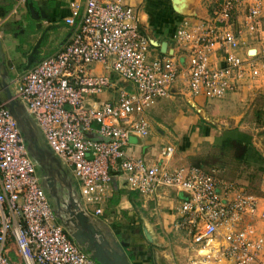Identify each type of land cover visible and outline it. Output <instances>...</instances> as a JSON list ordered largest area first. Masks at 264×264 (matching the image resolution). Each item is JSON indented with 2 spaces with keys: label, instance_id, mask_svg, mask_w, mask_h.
<instances>
[{
  "label": "built area",
  "instance_id": "1",
  "mask_svg": "<svg viewBox=\"0 0 264 264\" xmlns=\"http://www.w3.org/2000/svg\"><path fill=\"white\" fill-rule=\"evenodd\" d=\"M29 1L40 0H19L8 16ZM209 3L205 18L177 31L188 59L187 89L180 92L194 100L241 93L259 76L258 53L242 56L240 40L245 30L263 29L264 0ZM70 9L65 18L73 28L69 38L15 81L14 95L79 180L84 207L105 215L119 178L145 203H158L161 192L169 189L176 192L172 227L177 233L198 247L217 241L211 253L228 264H264V206L259 197L226 180L216 167H164L174 146L165 147L157 162L126 150L130 134L149 135L146 112L177 91L183 64L150 57L151 41L126 0H71ZM96 63L114 69L133 88L118 87L114 101L91 102V95L118 86L107 74L95 72ZM42 179L17 119L0 99V264H13L7 254L10 243L16 244L25 264H100L57 221Z\"/></svg>",
  "mask_w": 264,
  "mask_h": 264
},
{
  "label": "crops",
  "instance_id": "2",
  "mask_svg": "<svg viewBox=\"0 0 264 264\" xmlns=\"http://www.w3.org/2000/svg\"><path fill=\"white\" fill-rule=\"evenodd\" d=\"M70 1L71 0H40L39 2H35V14L36 18H30L29 13L32 15L29 4L28 8V17H21L22 15H18L17 17L8 16L11 11L15 10L19 5V0H0V6H5L6 8L11 7V10L7 13L6 19L4 18V22L0 26V31H3V35L1 33L0 36V83L3 80L9 82V86L15 94L16 85L15 81L24 76L27 72H29L35 65H37L43 59L53 56L69 38L73 28L69 26L65 18L70 14ZM202 0L198 1V5L195 8L198 16H183L175 11H173L172 6L169 9L165 4L164 0H126L129 5H132L136 11L138 12L141 29L142 31L149 37V39H154L159 41L160 43L167 42V49L165 52L162 51L161 46H155L152 44L151 48V57H167L174 58L180 61L183 65L180 68V79L176 86L177 91L169 96L167 99L159 100L152 108L148 111L152 112H161L158 109L159 105H163L166 101L174 100L177 95H180L181 92L186 91L185 83L187 81V64L188 59L185 58L186 52L179 45L177 40V31L180 27L183 26H193L196 25L197 22L201 18H205L208 15V8L202 5ZM141 5V8L138 7ZM26 6L22 7L24 10ZM22 13V12H21ZM144 18V19H142ZM33 21V22H32ZM32 23H36V32L32 31ZM63 23L65 26L63 27ZM64 28L63 36L59 38V36H55L56 32H61ZM52 31V32H51ZM54 33V34H53ZM65 35V36H64ZM158 48V53L152 55L153 51H156ZM183 59L185 61H183ZM94 70L96 73H102L109 75L110 68L103 65L102 63H96L94 65ZM110 76V75H109ZM111 77V76H110ZM115 82V81H113ZM118 85V83H116ZM121 86H131L132 85L121 79ZM248 88V87H246ZM246 88L243 90L245 92ZM118 90V86L116 88L107 89L104 93L91 95V102H106V101H114L116 98V92ZM107 92L109 94H107ZM186 95V94H185ZM188 95V94H187ZM186 95V96H187ZM243 95V96H242ZM3 89H1L0 84V99L5 100ZM109 96V97H108ZM106 97H108L106 99ZM192 98L191 96H187L188 98ZM193 99V98H192ZM245 99L244 93L232 94L227 97L226 105H224V109H215L219 114H223V121L227 123L230 122L231 119L234 118L233 115H230L228 112L229 109H236V107H245L247 105V101L243 102ZM251 103L248 104L250 106ZM205 107V106H203ZM17 117L18 121L21 122L20 128L23 133L24 129L29 133V136L36 141L37 129H41L33 117V115L29 112L27 106L24 103H21L17 109ZM148 112H146V116L149 119L150 126L151 119L148 116ZM263 113H257L258 118L256 119V134L257 136L249 135L247 138L246 134L234 135L230 134L224 137L221 142L217 143L222 145L225 139L234 138L243 141L248 144V150L239 164V169L235 174V178H231L230 182H236L240 184L247 191L259 197L262 201L261 203L264 206V196H260L257 193L251 190L252 186V176L257 177L261 180L262 190L264 192V115ZM242 115H239V121L242 120ZM256 116V117H257ZM19 122V124H20ZM151 128V127H150ZM42 131V130H41ZM41 133V132H40ZM43 133V132H42ZM24 134V133H23ZM44 136V134H43ZM90 138L95 139L96 135L90 134L88 135ZM135 136L139 139V142L136 144H132L130 141V137ZM150 135L146 137H140L137 134H130L128 144L126 146V150L129 154L135 157H143L151 162H157L161 158L162 151L165 147L160 148V139L157 136L152 139L148 138ZM45 140V136H44ZM46 141V140H45ZM187 141L185 139L181 140L180 145L182 146ZM211 142H214L211 139ZM186 153L181 152V155L178 156L175 160L180 163H184V158ZM224 155V154H223ZM171 157L170 159H172ZM170 159H165V161H169ZM170 163L171 160H170ZM204 165V163H202ZM179 165V164H178ZM181 165V164H180ZM183 165V164H182ZM176 166V165H173ZM165 167V166H164ZM209 167V166H208ZM220 167V166H216ZM223 167V166H222ZM221 167V168H222ZM68 167H63L62 169H67ZM174 168V167H168ZM70 169V168H69ZM224 171H229L228 167H223ZM231 171V170H230ZM61 172V170L59 171ZM70 172V171H69ZM234 172V173H235ZM41 175V174H40ZM42 176V175H41ZM57 179H61L60 175H56ZM254 178V179H255ZM235 180V181H234ZM119 187H127L124 180L119 178ZM128 188V187H127ZM116 189V190H117ZM116 192V191H115ZM161 199L158 203L149 202L145 203L141 195L136 199L126 198L123 196L120 201L112 204V200L116 193L109 200V204L105 210V215L98 216L95 215V219L98 220V227L101 229L102 233L106 235L110 240H114L118 243L116 246L117 250H120L121 253H125L128 257L129 261L132 264H155L154 263V253L153 248L154 245L148 243L144 236L142 235L141 227L139 226V221L141 218V214L138 212L139 205H136L137 202H141V206L146 207H154L157 209L158 206L161 205H171V210L173 212V204L176 200V192L166 189L161 192ZM172 200H170V198ZM84 207V206H83ZM136 207V208H135ZM85 208V207H84ZM133 208V209H132ZM111 209V210H110ZM152 211H155V210ZM88 210V209H87ZM110 210V211H109ZM158 212H150L151 217L155 216ZM160 214V213H159ZM157 218L155 222L152 223L154 231L157 235V240L159 243L158 249L161 250L160 246L165 241L163 238V234L161 235L163 229L160 226L161 218L156 215ZM173 220H174V212H173ZM172 220V221H173ZM152 222V221H151ZM75 240V239H74ZM76 242V241H75ZM77 243V242H76ZM78 244V243H77ZM79 245V244H78ZM163 249V248H162ZM159 250V261L162 264L161 253ZM164 250V249H163ZM85 251V250H84ZM162 251V250H161ZM86 252V251H85Z\"/></svg>",
  "mask_w": 264,
  "mask_h": 264
},
{
  "label": "rangeland",
  "instance_id": "3",
  "mask_svg": "<svg viewBox=\"0 0 264 264\" xmlns=\"http://www.w3.org/2000/svg\"><path fill=\"white\" fill-rule=\"evenodd\" d=\"M199 0H195L192 6L194 8L197 7ZM165 4L168 8H171V1L164 0ZM202 5L209 7L210 3L209 0H202ZM22 7L26 6L24 10ZM18 13L14 16L17 17L18 15H22L21 17H28V8L27 5H20ZM138 9H142L141 5ZM143 10V9H142ZM22 12V13H21ZM144 19V18H142ZM36 24H33V27ZM63 27L65 24L63 23ZM32 31L36 32L34 29ZM52 32V31H51ZM64 33V28L61 32H56L55 36L62 37ZM54 34V33H53ZM65 36V35H64ZM241 49L240 52L242 56L246 54L254 55L257 54L255 58L257 69L259 70V76L254 80L252 85H248L244 93L245 99L243 102L247 101V105L245 107H236V109H229L230 115H233L234 118L230 120V122L223 121L222 116L223 114H219L215 109H224V105H226V96L224 98H208L203 99L201 97H195V101L197 102L198 106L203 108L207 115L212 120H217L215 123L203 121V117L201 114L191 106L187 100V96L185 94L177 95L176 98L172 101H166L163 105H159L158 109L161 111L159 112H152L149 113L151 110L148 109V116L151 119V123L153 124L150 128L149 135L154 139L157 136L161 138L160 140V148L167 147V146H174L175 153L172 156L173 158L170 159L172 163L169 161L164 162L165 167H176L180 166V164H202L205 163V166H209L210 168L216 167L223 171L222 176L226 180H230L231 178H235V174L239 169V164L241 162L234 158L233 151L228 152L226 154H222L220 150L221 140L226 137L227 135L234 134V135H242L247 138L249 135L257 136L256 134V119L258 118L257 113H263L264 115V27L260 30H253V31H246L241 36ZM255 50L256 52H249L250 49ZM158 53V48L156 51H153L152 55ZM151 57V54H150ZM183 61H185L183 59ZM95 65V64H94ZM94 65L92 67H94ZM109 77L112 81L118 83V87H121L120 81L121 77L114 69H110L108 73ZM107 91V90H106ZM107 94H109L107 92ZM238 94V93H235ZM117 95V92H116ZM232 95V94H231ZM243 96V95H242ZM109 97V96H108ZM106 97V99L108 98ZM169 97L162 98L167 99ZM252 104L248 106L249 103ZM246 103V102H245ZM205 106V107H203ZM242 115V120L239 121V115ZM257 116V117H256ZM41 132V133H40ZM185 139L187 141L182 146L180 145L181 140ZM211 139L214 142H211ZM46 140V139H45ZM44 140L43 133L41 129H37V136L36 142L39 144L41 149H43L46 153L45 159H40L38 157L33 156L31 157L38 162V171L43 176L42 179V186L49 198L53 211L57 217V221L63 225L66 231L70 234L71 232L65 226V220L67 218L66 214L59 209L58 206V199L62 205L73 197L78 203L83 205V200L80 195V188H79V180L73 175L71 169H61V172H58L61 179H55L53 185H51V180H49L48 173H51L54 169L59 167V159L53 155L52 149L49 147L47 142ZM130 141L132 144H136L139 142V139L135 136L130 137ZM28 151H31L33 148L32 145L27 144ZM34 150V149H33ZM181 152L186 153V157L184 158V163L177 162L175 160L178 156L181 155ZM34 153L37 151L34 150ZM179 164V165H178ZM176 165V166H173ZM228 167L229 171H224L223 167ZM222 167V168H221ZM66 168V167H65ZM231 170V171H230ZM237 170V171H236ZM70 171V172H69ZM236 171V172H235ZM235 172V173H234ZM52 175H57L56 173ZM252 186L251 190L257 193L260 196H264V192L262 190V183L257 177L252 176ZM255 178V179H254ZM235 181V180H234ZM127 198V196H126ZM172 200L171 197H169ZM141 203L139 205L138 212L146 217L151 224L156 221L155 218H161L160 226H162L163 238L165 241L161 244L160 253H161V260L162 264H228L229 262L225 258H220L214 256L210 251L208 254H202L201 251L204 250L207 246L201 245L200 247L193 245L192 242L186 238H184L181 234L177 233L173 229V212L171 210V205H161L158 206L157 209L154 207H146L144 208L141 206L142 200L140 199ZM84 206V205H83ZM136 208V207H135ZM86 209V208H85ZM89 210H87L89 217L94 220V222L98 225V220H96L95 215H93V207L89 206ZM133 209V208H132ZM156 215L151 217L150 212H155ZM111 210V209H110ZM109 210V211H110ZM160 213V214H159ZM142 219L140 218L139 226L141 227ZM173 220V221H172ZM99 226V225H98ZM143 235V234H142ZM74 239V238H73ZM210 244V243H209ZM206 246V247H205ZM202 248V249H201ZM204 248V249H203ZM201 249V250H200ZM212 250V249H211ZM87 252V251H86ZM90 254L89 252H87ZM224 262V263H223ZM227 262V263H226ZM25 264V263H24Z\"/></svg>",
  "mask_w": 264,
  "mask_h": 264
},
{
  "label": "water",
  "instance_id": "4",
  "mask_svg": "<svg viewBox=\"0 0 264 264\" xmlns=\"http://www.w3.org/2000/svg\"><path fill=\"white\" fill-rule=\"evenodd\" d=\"M170 1H171L172 9L176 13L183 16H191V17L198 16L196 9L192 6L195 0H170ZM29 7L32 13V17L36 18L35 6L33 1L29 2ZM150 41L151 44L155 46H161L163 52L166 51L167 42L160 43L159 41L154 40L152 38L150 39ZM252 50L253 49H250L249 52H251ZM0 84H1V89H3L5 95L4 97L7 103V107L10 109V111L18 121L16 109L22 102L15 97L9 86L8 81L3 80L1 81ZM188 103L201 114V116L205 121L212 123H215V121H217V120H212L207 115L206 111L198 106L197 102L194 99L189 97ZM19 122L20 121H18V123ZM20 125L21 122L19 126ZM22 130L25 139L27 141V144L30 143V145H32L33 147L31 151H29V153L40 159H45V155H46L45 151L41 149L39 144L29 136V133L27 131H25L24 129ZM33 149L37 151V153H34ZM53 155L56 158H58L54 154V152ZM36 163L38 165V162ZM63 167L65 166L62 164L61 160L59 159V167L57 169H54L51 173H48L47 176H49L48 179L51 180V185H53L54 180L57 179V177L52 174L53 173L59 174L58 172ZM58 206L59 209L61 210V214L63 212L67 216L65 220L66 221L65 226L69 229L71 235L73 236L75 241L79 244L81 249L87 247V251L90 253L91 257L97 260L100 264H132L125 253H121L120 250L116 249L118 243L114 240H110L108 237H106L105 234L102 233L101 229L94 222V220H92L89 217L87 210L83 207L82 204L78 203L73 197H70V199H68V201L65 203L63 207L58 199ZM141 219H142V224H141L142 234L148 243L154 245L153 248L154 263L161 264L159 261V256H160L158 249L159 243L153 225L143 215H141Z\"/></svg>",
  "mask_w": 264,
  "mask_h": 264
},
{
  "label": "trees",
  "instance_id": "5",
  "mask_svg": "<svg viewBox=\"0 0 264 264\" xmlns=\"http://www.w3.org/2000/svg\"><path fill=\"white\" fill-rule=\"evenodd\" d=\"M29 2L27 4H29ZM10 10H11V7L6 8L5 6H2V7L0 6V17H5ZM29 17L32 18V15L30 13H29ZM33 24H36V23H32L31 28L36 30V28H35L36 25L33 27ZM202 120L205 121L204 119H202ZM220 150H221L222 154H226L228 152L233 151L234 158H236L237 160H239L241 162L247 153L248 144L244 143L243 141L238 140V139L227 138L224 140V142L220 146ZM115 193L116 194L112 200V204L120 201L123 196H127L128 198H133V200H136L140 196L139 193L133 192L125 186L119 187ZM135 203H136V205H140L141 202L139 203L136 201ZM141 231H142V229H141ZM7 254H8V257L13 264H24V261H23L22 257L20 256L15 243L9 244Z\"/></svg>",
  "mask_w": 264,
  "mask_h": 264
},
{
  "label": "bare ground",
  "instance_id": "6",
  "mask_svg": "<svg viewBox=\"0 0 264 264\" xmlns=\"http://www.w3.org/2000/svg\"><path fill=\"white\" fill-rule=\"evenodd\" d=\"M252 49V48H251ZM251 52H256L255 50H252ZM250 52V53H251ZM210 246H207L204 250L201 251L202 254H208L211 251L212 247H218L219 243L217 241H212L209 244ZM201 250V249H200ZM224 263V262H223ZM227 263V262H226Z\"/></svg>",
  "mask_w": 264,
  "mask_h": 264
},
{
  "label": "flooded vegetation",
  "instance_id": "7",
  "mask_svg": "<svg viewBox=\"0 0 264 264\" xmlns=\"http://www.w3.org/2000/svg\"><path fill=\"white\" fill-rule=\"evenodd\" d=\"M83 250L87 251V247H84ZM88 252V251H87Z\"/></svg>",
  "mask_w": 264,
  "mask_h": 264
}]
</instances>
